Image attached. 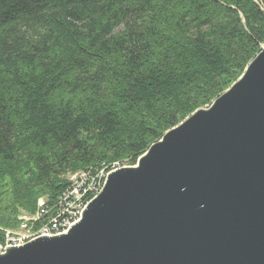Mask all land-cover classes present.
<instances>
[{"label": "trees", "instance_id": "trees-1", "mask_svg": "<svg viewBox=\"0 0 264 264\" xmlns=\"http://www.w3.org/2000/svg\"><path fill=\"white\" fill-rule=\"evenodd\" d=\"M263 46L264 0H0V243L67 218L72 175L136 164Z\"/></svg>", "mask_w": 264, "mask_h": 264}, {"label": "water", "instance_id": "water-1", "mask_svg": "<svg viewBox=\"0 0 264 264\" xmlns=\"http://www.w3.org/2000/svg\"><path fill=\"white\" fill-rule=\"evenodd\" d=\"M0 264H264V46L242 75L111 170L67 231Z\"/></svg>", "mask_w": 264, "mask_h": 264}, {"label": "built area", "instance_id": "built-area-1", "mask_svg": "<svg viewBox=\"0 0 264 264\" xmlns=\"http://www.w3.org/2000/svg\"><path fill=\"white\" fill-rule=\"evenodd\" d=\"M114 170V168L112 169ZM110 172V171H109ZM109 172L99 173L96 177L90 179H82V174H74V183L69 190V201H64V206H61L62 210L68 215L67 218L53 220L52 225H49L45 234L40 235H54L57 234V227H64L66 231L76 223L86 206V203H82V199L85 196L86 192H92V180H100V191L103 189L107 175ZM68 204H76V211H68ZM40 205H44V201L40 202ZM44 212V210H42ZM25 217V216H24ZM23 229V228H22ZM15 231H8L6 242L7 245H20L25 242L18 241L14 236ZM39 236V235H38ZM35 238V237H34ZM18 241V242H17ZM17 242V243H15ZM15 243V244H12Z\"/></svg>", "mask_w": 264, "mask_h": 264}, {"label": "bare ground", "instance_id": "bare-ground-1", "mask_svg": "<svg viewBox=\"0 0 264 264\" xmlns=\"http://www.w3.org/2000/svg\"><path fill=\"white\" fill-rule=\"evenodd\" d=\"M115 165V164H114ZM119 167H122V166H116L114 169L116 168H119ZM112 170V169H111ZM100 173H105V171H101ZM76 174H82V179H90L93 177V175L90 174V171H81V172H78ZM71 183L73 184L74 183V176L72 175L71 176ZM92 191H94L96 194L95 196L100 192V180H92ZM45 199V198H44ZM60 201V200H59ZM64 201H69V193H66L64 195V198L61 202V205L60 206H64ZM46 202V201H45ZM88 203V202H87ZM86 203V205H87ZM52 206V205H51ZM68 211H76V204H68ZM37 213V212H36ZM36 215V214H35ZM23 216V215H22ZM29 216V215H27ZM37 216V215H36ZM28 219V218H27ZM30 219V218H29ZM34 219V218H33ZM52 219V218H51ZM24 220V219H23ZM21 220V221H23ZM25 221V220H24ZM51 221V220H50ZM26 223V222H25ZM33 223V222H32ZM47 224V223H46ZM49 225H52V224H49ZM49 225H46L44 227H42L39 231H36V232H29V233H32V235L28 236L26 239L25 242L31 240L32 238L34 237H37L38 235L40 234H45V230H47L48 226ZM23 226V225H22ZM30 228V227H29ZM31 229V228H30ZM27 230V229H26ZM66 231V228L64 227H57V234L59 233H62V232H65ZM13 244V243H12Z\"/></svg>", "mask_w": 264, "mask_h": 264}, {"label": "rangeland", "instance_id": "rangeland-1", "mask_svg": "<svg viewBox=\"0 0 264 264\" xmlns=\"http://www.w3.org/2000/svg\"><path fill=\"white\" fill-rule=\"evenodd\" d=\"M30 235H32V233H29V232H27L21 228V229L15 231L12 236H14L17 240L19 239L18 241H20V242H25L27 240L26 238ZM17 242H15V243H17ZM15 243H13V244H15ZM5 246H8L7 243L3 245V247H5Z\"/></svg>", "mask_w": 264, "mask_h": 264}]
</instances>
